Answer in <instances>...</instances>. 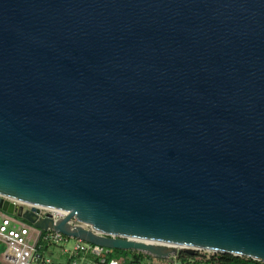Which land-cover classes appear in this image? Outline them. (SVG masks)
Returning <instances> with one entry per match:
<instances>
[{
  "label": "water",
  "instance_id": "water-1",
  "mask_svg": "<svg viewBox=\"0 0 264 264\" xmlns=\"http://www.w3.org/2000/svg\"><path fill=\"white\" fill-rule=\"evenodd\" d=\"M0 210L264 263V0H0Z\"/></svg>",
  "mask_w": 264,
  "mask_h": 264
},
{
  "label": "built area",
  "instance_id": "built-area-1",
  "mask_svg": "<svg viewBox=\"0 0 264 264\" xmlns=\"http://www.w3.org/2000/svg\"><path fill=\"white\" fill-rule=\"evenodd\" d=\"M8 200V199H7ZM15 205L22 206L25 210H38V215L42 218H50L54 223L64 218L66 215L59 211H54L50 209H45L42 207H36L33 205L19 203L11 201ZM70 221L71 225H74ZM75 226V225H74ZM83 228L89 229L87 225H82ZM0 241L4 243L5 249L2 253V259L6 264H35L37 260L40 261L39 264H51L48 257L40 254L37 256L38 249H45L47 247H65L68 245L69 241H73L71 247L66 251L69 261L71 264H79V260L86 256H91L94 258L98 264H118L115 260H109L110 251L106 248H100L78 239L70 238L62 233L48 229L46 231H41L29 227L28 225L21 224L18 225V221L15 217L6 214L0 210ZM177 252L184 253L180 246H175ZM196 251H205L211 254H202L201 256L196 255ZM176 252V253H177ZM193 259H188L187 262L182 264H195L194 262H200V264H224L219 260V253H214L207 250L195 249ZM187 255V254H186ZM171 256V255H170ZM169 256V257H170ZM177 255H174V259ZM246 261L236 263V264H264L260 261L245 259ZM175 260H170L174 262ZM179 263V261L176 260ZM180 264V263H179Z\"/></svg>",
  "mask_w": 264,
  "mask_h": 264
},
{
  "label": "crops",
  "instance_id": "crops-1",
  "mask_svg": "<svg viewBox=\"0 0 264 264\" xmlns=\"http://www.w3.org/2000/svg\"><path fill=\"white\" fill-rule=\"evenodd\" d=\"M17 220V218H15ZM23 223L18 221V225H21ZM73 244L72 241H69L68 245L65 247H60V248H55L59 251V254L55 257V256H48V258L51 261V264H71V262L69 261L68 255L66 253V251L71 247V245ZM5 249L4 243L2 241H0V264H6L3 259H2V253ZM46 249H38V254H43V256H45L44 254H46ZM47 257V256H46ZM134 260H132L135 263L136 257L135 254H133V258ZM110 260H113L112 258ZM138 261H140L142 264H157V262H155L153 259H151L150 257H146V256H142L141 258L138 259ZM79 264H91V263H95L98 264L97 261L92 258L91 256H86L81 258L79 261ZM140 263V264H141Z\"/></svg>",
  "mask_w": 264,
  "mask_h": 264
},
{
  "label": "rangeland",
  "instance_id": "rangeland-1",
  "mask_svg": "<svg viewBox=\"0 0 264 264\" xmlns=\"http://www.w3.org/2000/svg\"><path fill=\"white\" fill-rule=\"evenodd\" d=\"M17 221H19V222H21V223H23V224H25V225H28L29 227H31L28 223H26V222H24L23 220H20V219H17ZM73 242V241H72ZM48 249H46V254H44L45 255V257L47 256H50L51 254V256L53 257V256H57L58 254H59V251L57 250V249H55V248H58V247H47ZM138 253H141L142 254V256H148L147 254H145V253H142V252H137V251H130V252H128L127 253V255L125 256V258L124 257H122V255H120V257H119V259H117V260H115V259H113V260H115L118 264H140L141 262L140 261H138V259L137 260H135V263L132 261V260H134V259H132L133 258V254H135V257H136V254H138ZM181 253H180V251H178L177 253H176V255H177V258L176 259H174V255H171L170 257H169V259H166V260H159V259H153V258H151V259H153L155 262H157V264H182L181 262H180V259L178 258L179 257V255H180ZM186 254V253H185ZM196 255H199V256H201L202 254H211V253H206L205 251H196V253H195ZM117 257V256H116ZM149 257V256H148ZM123 258V261L121 262V260L120 259H122ZM170 260H175L174 262H170ZM176 260L177 261H179V263L178 262H176ZM91 264H95V263H91ZM142 264V263H141ZM146 264V263H145Z\"/></svg>",
  "mask_w": 264,
  "mask_h": 264
},
{
  "label": "trees",
  "instance_id": "trees-1",
  "mask_svg": "<svg viewBox=\"0 0 264 264\" xmlns=\"http://www.w3.org/2000/svg\"><path fill=\"white\" fill-rule=\"evenodd\" d=\"M130 252V251H118V250H114L112 253H110L109 255V260L112 258V259H119L120 255H122V257L125 258V256L127 255V253ZM117 256V257H116ZM219 260L224 263V264H236V263H240V262H243V261H246L245 259L243 258H239V257H234V256H231V255H226V254H219ZM142 257V254L141 253H138L136 254V260L141 258ZM180 259V262L181 263H184V262H187L188 259H193V257L191 256H188L186 254H183L181 253L178 257ZM121 262L123 261V258L120 259ZM251 260V259H249ZM195 264H200V262H197L195 261L194 262Z\"/></svg>",
  "mask_w": 264,
  "mask_h": 264
},
{
  "label": "bare ground",
  "instance_id": "bare-ground-1",
  "mask_svg": "<svg viewBox=\"0 0 264 264\" xmlns=\"http://www.w3.org/2000/svg\"><path fill=\"white\" fill-rule=\"evenodd\" d=\"M140 242H144L146 244H151V245H160V246H168V247H174L173 244H168V243H163V242H157V241H152V240H139ZM186 248V247H185Z\"/></svg>",
  "mask_w": 264,
  "mask_h": 264
}]
</instances>
